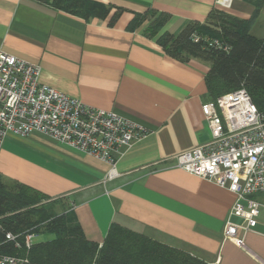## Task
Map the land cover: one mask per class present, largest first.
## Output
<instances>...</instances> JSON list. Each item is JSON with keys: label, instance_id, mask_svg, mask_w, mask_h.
Here are the masks:
<instances>
[{"label": "crops", "instance_id": "0c3cea01", "mask_svg": "<svg viewBox=\"0 0 264 264\" xmlns=\"http://www.w3.org/2000/svg\"><path fill=\"white\" fill-rule=\"evenodd\" d=\"M111 6L105 20L85 21L37 0H0V51L38 65L39 82L96 109L132 121L149 134L123 152L116 175L100 160L39 134L8 135L0 152V179L19 183L70 213L86 240L102 244L112 225L189 253L206 264H264V213L244 247L223 239L233 193L176 168L180 153L206 144L201 113L208 100L209 64L178 62L156 39L128 31L134 14L168 15L162 32L204 23L217 0H91ZM125 12L113 26L115 8ZM225 12L253 23L264 40V0H231ZM120 150L119 152H122ZM50 236L36 242L38 236ZM53 239L47 232L33 243Z\"/></svg>", "mask_w": 264, "mask_h": 264}, {"label": "built area", "instance_id": "2783aa9c", "mask_svg": "<svg viewBox=\"0 0 264 264\" xmlns=\"http://www.w3.org/2000/svg\"><path fill=\"white\" fill-rule=\"evenodd\" d=\"M227 10L231 0H217ZM228 51L213 41L210 45ZM38 65L0 51V152L8 135L39 134L110 166L106 178L116 175L123 152L149 132L117 114L84 105L40 84ZM210 140L175 156L168 168L183 170L233 193L235 201L223 227V239L244 247L254 231L264 204V112H259L244 88L201 105ZM123 150L122 152H119ZM34 234L6 233L4 242L29 251ZM22 238L20 242L19 239ZM23 257L0 254V264H26Z\"/></svg>", "mask_w": 264, "mask_h": 264}, {"label": "trees", "instance_id": "16d2710c", "mask_svg": "<svg viewBox=\"0 0 264 264\" xmlns=\"http://www.w3.org/2000/svg\"><path fill=\"white\" fill-rule=\"evenodd\" d=\"M37 1L85 21L105 20L112 9L91 0ZM124 12L123 8H115L108 25L113 26ZM253 19L240 20L213 9L204 23L189 22L179 33L171 34L162 32L168 15L149 10L134 14L127 30L141 29L146 38L156 39L165 55L178 62L198 59L209 64L205 75L207 101L244 88L257 110L264 112V40L250 35ZM213 41L226 46L228 51L210 45ZM34 206L38 209H28ZM28 232H47L53 239L32 243L29 251L4 242L6 233ZM0 254L23 257L26 264H206L185 251L117 225L110 227L102 244L90 242L70 213L57 215L51 202L37 192L1 179Z\"/></svg>", "mask_w": 264, "mask_h": 264}, {"label": "rangeland", "instance_id": "374dc122", "mask_svg": "<svg viewBox=\"0 0 264 264\" xmlns=\"http://www.w3.org/2000/svg\"><path fill=\"white\" fill-rule=\"evenodd\" d=\"M256 201L264 204V195H258L254 198ZM28 209H38V206H34V207H29ZM50 239V236H46V235H43V236H38L35 238V241L36 242H40V241H46Z\"/></svg>", "mask_w": 264, "mask_h": 264}]
</instances>
